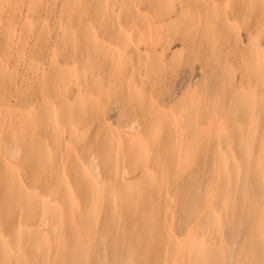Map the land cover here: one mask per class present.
<instances>
[{
    "label": "bare ground",
    "instance_id": "6f19581e",
    "mask_svg": "<svg viewBox=\"0 0 264 264\" xmlns=\"http://www.w3.org/2000/svg\"><path fill=\"white\" fill-rule=\"evenodd\" d=\"M131 1L83 0L80 11L75 15L81 18L85 14L94 13L102 17L111 18L115 13H120V15L124 16H128L131 13L127 17L130 18L129 21L131 22L127 21L124 16L123 18L119 16L123 22H121L122 26H120L121 24H113L114 28H112V24H109L107 27L108 30H113V32L111 31L114 39L112 43H115L114 46H120L119 49L122 50L124 45L119 44L123 38H130L131 42L133 33L136 32L137 37H141L142 39L143 35L141 36L140 30L137 29L140 25L137 23L140 22L136 23L137 17L141 14L136 13L140 6H144L145 9L147 8L149 14H152L146 13L147 16L144 14L146 17L142 14L141 17L139 16L140 19L142 18L139 20L144 21L143 25H146L145 28L149 30H146V32L151 34L154 31V27L158 24L152 22L148 24L147 20L149 16H153L154 12L157 15L158 11L162 13L165 11L163 10V7H165L163 5L166 4L167 6V3L174 1L173 4H169L170 7H168L169 5L166 7V10H171L173 7L174 10L172 9L173 12H171L174 13L175 11L177 13L176 17H178L174 18L176 22L186 21L191 23V20L193 21L194 18V22L197 21L198 23H196L197 30L203 31V39L201 41H203L205 46L206 44H211L215 29L218 31L227 23H231L232 27L234 23L235 26L237 24L235 19H232L235 18V15L230 18L232 13L230 16L225 17L229 13L224 14V12H221V9H218L222 16L220 14L216 15L219 5L215 6V3H217L215 0H170L171 2L169 0H151L150 3H146V0L142 2L139 0L140 3L136 1L140 4L137 10H135L136 2ZM13 2L14 0H0V264H85L90 256L96 253L95 236L98 231L107 240L113 233L114 224L118 225V229L126 230L134 226L133 224L137 223L135 221L138 218H141V229L131 228L132 239L138 243L145 231H152L151 236L153 237L154 235L156 237L157 252L169 250V243L177 244L179 242L178 234H185L192 229V226L195 228L200 224L204 225L206 229L203 231V235L199 236L201 246L193 253L190 251L189 256L191 259L186 264H198V261L203 258L217 261L219 247L217 241L223 236L222 231L225 222H235L237 226L236 230H238V227L248 219H252L253 221L250 225L249 237L254 239L258 245L254 246L253 251L247 255V260L258 257L260 253L264 254V52L262 48L258 44L255 45L256 47L253 44L251 45V54L247 57V60L250 58L248 63H251L252 67H250L251 69L253 68V71L250 70L249 73L251 75L242 81V85L248 81L251 84H256L253 98L240 97L239 99L234 98L230 101V106L238 113L241 119L249 121L252 127L254 125L262 127L254 128V135L249 134L251 132L248 134L242 133L245 129L250 128H244L240 125L239 127H226L222 129L223 127L219 124L220 118L218 113L227 107L229 103L219 98L211 108L207 127L206 123L203 122L192 123L191 117L179 120L182 125L174 132L175 134L173 132L172 134H168L167 130L164 131V129L158 126L160 130H158L159 133L156 135L157 140L158 138L160 139L161 142H158L161 145L164 143L165 146L170 144L172 155L177 154L175 152L177 148L184 149V151L180 152L181 154L183 152L193 153L197 150L198 145L207 141L211 134H214L217 141V162L219 164L215 177L211 179L205 176L191 179H172L174 171L184 165L180 159L176 160L175 158V160L157 161L159 170L156 165V170L148 171L147 166H144L145 164L147 165L148 161L144 158L148 156V159L152 156L151 153L156 144L152 143L153 141L144 142L139 140V142L130 148H123L121 142L115 137L103 140L104 157L102 159L104 161H102V164H96L94 161L91 162L90 166H92L93 171L91 174L86 175L82 173L81 169H83L91 154L85 156L82 153H73L69 147V141L82 138L80 129L74 127L51 128L53 126L59 127L61 124L64 126L75 124V117L70 115L72 113H61L56 123L43 117L42 125L46 128L28 129L17 127L13 117L6 113V111L15 106L7 96L17 84V65L19 59L28 62L29 67L33 70V74L26 76L24 80L26 81L36 76V69L42 65L44 58H47L44 57V53L47 50L48 42L44 35L50 29L51 22L49 10L46 12L48 13L47 15H44L41 10L44 8L48 9L49 5L58 2L59 21H62L68 10L67 0H26L25 10L15 9ZM240 2L236 1L238 5L241 4L242 10L247 9L248 5H251L254 7L251 11L255 10L253 12H256V14L264 15V0H242V3ZM233 4H235V0ZM234 6L231 5L233 9H235ZM212 7H216V9L214 8L215 11ZM210 8L213 10L212 14H215L218 18L214 16L216 19L213 18L209 22L206 20L207 22L203 23L205 18H201L202 20H200V17H203V13L202 15L200 14L201 16L197 13L201 9L206 13V9L210 10ZM241 8H239V13H241ZM140 9L142 11V8ZM246 12L247 10L244 15ZM134 14L138 16L132 19L133 22L136 19L133 26L131 25L134 24L131 16ZM142 16H144V20ZM194 16L198 17L195 18ZM205 17L207 16L205 15ZM198 18L201 22H199ZM207 18L209 19V16ZM260 18H263V16ZM123 19L127 21L128 25H126L127 23ZM152 19L154 20L155 16L151 17V19L149 18V21H152ZM251 20L253 22V19ZM59 21L56 24L59 29L55 30L54 38V46L56 48L68 42L72 32L83 27L82 23H77L75 27L67 28ZM145 21L148 24V28ZM176 22L173 24L176 25ZM229 24L227 26H230ZM129 25L130 28L132 26V28H135L136 26L135 29L138 31L132 29L131 33L129 31L126 32L124 29H127ZM143 25L141 23L139 27L144 29ZM85 28L93 33L92 40L95 39L96 44L102 46L103 44L96 37L94 30L91 27ZM260 31V37L261 35L264 37V31ZM137 33H139L140 37ZM35 34L37 38L35 39V44H33L28 38ZM159 35V38L156 37V39H161L160 42L163 41L164 43L163 45L161 42V48L165 47L168 39H172L168 37L164 41ZM134 37H136L135 34ZM136 40L132 42L135 41L136 43ZM183 40L184 45L187 47L193 43V39L191 38ZM95 42L94 44L93 42L89 44L97 46ZM14 43L17 44V49L13 47ZM74 43L73 46H69L70 48L73 47L72 50H69L70 55L68 51H66V53L68 52L67 55L64 54V51L59 53L53 47V53H51L50 57L48 56L51 62L52 74L40 79L43 87H41L42 92L39 93L45 99L43 102L44 106L49 107L55 98H58L61 103L66 102V95L70 91H72V97L75 95L74 99L80 100L81 96H84L81 94L83 89L80 86L75 93L72 88L65 86L64 83L67 76L75 69L82 68L84 71H88L87 74L92 70V73H94V69H98L96 66H93L96 68L92 70L89 68L90 71L88 70L89 65H84L86 60L84 62V58L81 56L84 48L82 49V46ZM145 45L147 48L143 51L147 50V54H145L147 59L149 57L152 60L156 59L155 57L159 56V53L162 51L159 52L160 48L156 51L158 55L155 54V56L153 47H150V44V46L148 44ZM167 45L166 49L162 48L163 51L171 47V43L168 42ZM222 45H218L221 47L219 48L221 49L219 50L220 53L223 52L222 47L225 48L224 44ZM132 46L134 48L138 47L131 44V48L129 46L130 50H128L127 46L126 48L128 49L123 52L121 50L120 53L115 48L116 51L112 50L113 52L108 59L113 57L119 59L120 56H124L123 58L127 59L129 56L130 58L127 60L129 61L128 65L131 64L129 73L132 75H129L132 79L129 78V75L128 78L132 80L130 83L136 84L140 72L144 68L143 64L146 58L144 53L146 52L142 51L141 54L140 52H135L133 54ZM127 51L131 53L129 54ZM124 53L129 54L127 58L123 55ZM63 54L68 57H64V59L62 57ZM140 55L141 58H139ZM143 56L144 59L142 58ZM161 58L159 57L157 60H161ZM124 59L120 62L127 64V61ZM110 60H108L109 63H113V60H111L112 62ZM158 62L164 67V62ZM151 65L155 64H150L149 66ZM141 67L143 68L141 69ZM156 67L155 65L154 68ZM100 69L98 78L104 76L101 74L104 70L101 69L100 71ZM150 69H147V73L152 72L153 68ZM95 77L96 75L94 79ZM53 89L58 93L57 96L53 95ZM102 94L104 95V93ZM89 97L92 96L88 95V99ZM155 115L157 116V114ZM142 126L144 125L142 124ZM130 127L129 129L131 130H139L135 128L136 126L134 128L133 126ZM148 127L145 125L142 129H148ZM100 129L97 128V130L91 132L96 133ZM184 129H187V131H184ZM181 134H184L185 138ZM157 140L155 143H157ZM247 146L249 149L252 146L257 149L256 156L251 160L247 158L248 155L246 156L247 152H245L236 165L229 168L233 164L232 160L227 158L231 150H242ZM54 147L63 149L61 156L59 159L56 158V160L47 163L43 156L51 154ZM32 151L40 154V160L37 165H28L26 171H30L25 172L22 167L18 166L19 160L23 159L27 152ZM111 152L117 154L116 161H118V164L124 162L127 165L123 168H113L114 163L111 160L113 158ZM131 168L145 170L144 178L134 184L128 183L129 170ZM44 170L49 171V176L41 179L38 173ZM26 173H30L31 176L27 177ZM150 174H154V176L150 177ZM195 185H197V189ZM246 205H249L248 210L245 207ZM180 206L184 211L183 218L187 222H193L188 226L185 224L177 226L176 223H167L166 219H164L165 212L175 211ZM196 207H198L199 212L192 218V211ZM178 230H181V233H178ZM184 251L186 250L181 248L178 252H171L176 255Z\"/></svg>",
    "mask_w": 264,
    "mask_h": 264
},
{
    "label": "rangeland",
    "instance_id": "374dc122",
    "mask_svg": "<svg viewBox=\"0 0 264 264\" xmlns=\"http://www.w3.org/2000/svg\"><path fill=\"white\" fill-rule=\"evenodd\" d=\"M136 1L139 2V0H132L131 2ZM142 1L143 0H141L140 2ZM146 1V3H150L151 0ZM171 1L169 0V2ZM215 1L218 3H215V6L217 7L219 5L216 10V15L218 16L221 12H224V14L229 13L225 16L227 17L232 13V16H230V18L235 15V18L232 19H235L237 24L235 26L234 23V26L232 27L231 23H227L230 26L224 24L225 27L224 25L223 27L221 26L222 28L220 30L217 31V29H215L216 31H214L215 33L212 37L211 44H206V46L203 44V41H201L203 39V31L201 30L200 32L197 30L196 25L198 23L197 21L194 22V18L193 21L191 20V23H188L186 21L176 22L174 18L176 17L177 13L175 11L174 13H172L174 10L173 7L171 6V10H166V7L171 3L173 4L174 1H172L171 3H167V6L166 4L163 5L165 7L162 6L163 10H165L166 12L162 10L163 12L160 13L161 11H158L157 15L155 12H152L153 16H155V21L153 19L152 21H149V18L151 19V17H153L149 16L147 20L148 24L151 22L158 24L157 26L155 25L156 27H154L153 29V35L152 33L149 34L148 32H146V30H149L145 28L146 25H143L144 21H140L142 19H140L141 14H149L147 8L145 9L144 6H140V4L136 2L135 4L137 5L135 10H137V7L140 6V8H142V11L139 8L140 10L138 9L136 13H141L139 15L140 17L137 14H134L133 16H131V20L134 19L135 16L139 17H137V21L136 19L135 21L136 23L139 21L140 23L137 24L140 25L142 23L144 29H141L139 27L140 25L137 29L140 30V35L143 36L141 39L139 35L140 32L137 33L140 38L137 37L136 32L133 33L134 39L131 38V42L133 40H136L137 37L136 43L135 41L131 43L129 40L130 38H123L119 44L122 46L124 45L123 50L119 49L120 46L118 45L114 46L115 43H112L114 41L112 33L113 30H108L107 27L109 24H112V28H114L113 24L120 25L122 22L120 17L123 18L124 15L115 13L110 18L102 17L94 13H88L89 15L85 14L81 18H78L75 14L80 11L83 0H67L68 10L64 15L63 20L59 21V3L56 2L52 5H49L48 9L44 8L41 10L44 15H47L48 13L46 12L49 10L51 22L50 29L44 35L48 42L44 57H47L48 60H46L47 58H44L42 65L38 69H36V76L33 78L34 80L29 79L24 81L26 79V76L33 74V70L29 67L28 62H24L23 60L19 59L17 65V84L16 87L13 88V90L7 96L8 99H10L11 102L15 104V106L12 109L6 111V113L13 117L17 127L25 129L46 128L44 125H42L43 117L53 121V123H56V121L60 118L61 113H72L70 115H73L75 117V124L70 126H64L61 124L62 126H53L51 128L74 127L80 129L82 138L80 137L73 141H69V147L73 151V153H82L85 156L91 154L90 157L88 156L89 160L85 163L83 169H81L82 173L86 175L91 174L93 171L92 166H90L91 162L94 161L96 164H102V161H104L102 159L104 157L103 140L115 137L121 142L123 148H130L131 146L139 142V140L144 142L153 141L152 143L156 144L153 152L151 153L152 156L148 158L149 160L147 159L148 156L144 158L148 161L147 165H144L147 166L148 171L156 170V165L158 166L157 169L159 170L157 161L172 160L175 158L176 160L180 159L184 163V165L178 167V169L174 171V173L172 174V179H191L199 178L202 176L211 179L215 177L217 175V168L219 167V164L217 162V141L214 137V134H211L210 138L207 141L198 145L195 152H183L181 154L180 152L184 151V149L177 148L175 151L177 154L175 155H172L170 144H167L165 146L164 143L163 145H161L160 139L158 138L157 140L156 137V135L159 133L158 130H160L158 129V126L159 128L164 129V131L167 130L168 134H172V132L173 134H175L174 132H176L178 127L180 128V126L182 125L180 121L183 118L191 117L192 123L203 122L206 123L207 127L211 108L213 105H215V102L218 98L229 103L227 107L223 108L220 113H218L220 118L219 124L223 127L222 129H225L226 127H239L240 125L244 128H250L245 129L242 133L248 134L249 132H251L249 134L254 135V128H262L261 126L255 125L252 127L250 126L249 121L241 119L238 113L233 110L232 106H230V101H232L234 98L239 99L240 97L251 99L255 94L256 84H251L250 81H248L246 84L242 85V81L248 78L249 75H251L249 72L253 69H251V63H248V60L250 58L247 60V57H249L251 54V45L253 44L255 46L256 44H258L264 52V37H262V35L260 37L259 35V30L264 31V15H262L263 18H260L262 17L261 15L253 12L255 10L251 11L254 8L251 5H248L247 9L243 6L247 10L246 14L244 15L246 10H242V6H240L241 4L238 5V3H236V1H241L240 3H242V0H235V4H233L234 0H232L231 2L230 0ZM231 5H235V9H233ZM13 6L17 10H25L26 0H14ZM168 7H170V5ZM216 7H212V9H216ZM239 8H241V13H239ZM212 9H206V13H204L202 11L203 9H201L199 13H197L199 15H202L203 13V17H200V20L205 18V20H203V23L206 20H208L209 22V20H213V18L216 17L215 14H212ZM218 9H221V12ZM143 10L147 12L144 13ZM207 13L209 14L207 15ZM253 13H255V15H253ZM129 14L131 15V13ZM204 14L207 17L209 16V19L205 17ZM128 16H124L127 21H129L130 19L127 18ZM144 16H142L143 20ZM220 16H222V14H220ZM194 17L197 18L198 16ZM237 18H239V21L237 20ZM251 19H253V22ZM200 20L199 22H201ZM58 21L63 23L64 27L67 28H72V26L75 27L77 23H82L83 27L79 28L75 32H72L69 36L68 42L63 43L61 46H57L56 48L54 46V38L55 30L59 29V27L56 26ZM123 21L125 20L123 19ZM127 21H125V23H127ZM173 21H175L177 24L174 25L175 22ZM147 23L145 21V24ZM126 25H128V23ZM131 25L134 26L135 23ZM120 26H122V24ZM85 27H91L94 30L96 37L99 39V41L102 42V46H99L100 44L97 45L94 41L95 39L92 40L93 33ZM132 27L130 28L129 25L127 26V29L124 30H126V32H130L132 31V29L134 31L137 30L135 29L136 26L135 28ZM150 28L152 29V27ZM134 34L136 37H134ZM157 34H160L159 36L162 37L164 41H166L168 37L172 38L170 39L172 41H170L169 39L166 41L167 44L168 42L171 43V49L169 48L163 51V49H166V46L168 45L165 43V47H162V49L161 42L163 43V41L160 42L161 39H156V37L159 38ZM36 36L37 35L35 34L32 37H29V41L35 44V39L37 38ZM187 38L193 39V43H191L188 47L184 45L185 43L183 40ZM250 38L251 40H249ZM124 39H126L127 41ZM91 42H93V44L95 42L97 46L93 44L90 45ZM73 43H77L79 46H82V49L84 48L81 52V56L82 58H84V62L86 60L84 65L87 64L91 66H88V70L89 68H91L90 70H92L96 67L98 69H94V73H92V70L88 74V71L86 72L82 68V70L75 69L69 74V76H67L66 82L64 83L65 86H69L74 92L77 91V89L81 86V88L83 89L82 92L84 93L83 94L81 92V94L84 95L81 96L82 100L74 99L75 95L74 97H72V91H70V93L66 95L67 97L65 96L66 102L61 103L58 98H55L53 99L54 101L49 107L44 106L43 102L45 101V99L39 93L42 92L41 87H43L41 85L40 79L52 74L51 62L49 61V57L51 56V53H53L52 48L54 47L59 53L64 51L65 53H63L66 55L69 52L68 54L70 55L71 53L69 50H72L73 47H70L73 46ZM131 44L139 47L138 49V47L134 48V46H132L133 54L135 52H140L141 54V52L145 50V48H147L145 44H150L151 46H149L153 47L155 51L154 55H158V52L156 53V51H158L160 48L161 49L159 50V52L162 50L161 53H159V56L155 55L156 59L153 60L150 59V57L147 59V56L145 55L147 54V50L143 51L146 52L144 53V55L146 56L143 64L144 68L141 67V69H143L141 70L142 72H140V76L138 78V80L140 79L139 82H141L139 83L138 80H135L137 82L136 84L130 83V81L132 82V80H129V78L132 79V77H130V75L132 74L129 73L131 64L128 65L129 61L127 59L130 58L128 55L131 52L129 53V51H127L129 53L128 55L125 53L123 54L126 56V58L128 56L127 59H124V56H120L119 59H116L114 57L110 58L111 60H113V63L111 64L108 61L110 60L108 58L110 57L112 52L116 51L115 48L118 49L120 53L121 50L123 52L128 49L129 46L131 48ZM222 44H224L225 48L222 47L223 52L220 53L219 50L221 49L219 48L221 47H219L218 45ZM225 45L227 46V48ZM16 46L17 44L14 43L13 47L15 48ZM127 46L128 48H126ZM66 48H68V50H66ZM130 48L128 50H130ZM136 49H138V51H136ZM66 51L68 52L66 53ZM64 54L62 56L63 58L68 57ZM159 57H162V61L157 60L159 59ZM136 58L138 57L136 56ZM139 58H141V55ZM142 58L144 59V56ZM122 59L126 60L127 64H124V62L121 63ZM158 61L164 62V67H162V65ZM150 64H155L157 67L154 68L155 65L149 66ZM151 67L153 68V70H151ZM100 68L104 70V72H101V74L104 76L98 78ZM147 69H150L152 72L147 73ZM96 70L98 73L96 72ZM130 70L131 72H133L132 69ZM94 74L96 75L95 79ZM73 88H75L76 90ZM53 92V95H58V93L54 91V89ZM101 92L104 93V95H107L104 96ZM88 95L95 97H89L88 99ZM190 106L191 108H189ZM155 114H157V116ZM104 121L106 122L104 123ZM142 124L144 126H142ZM145 125L149 126L148 129H142V127H145ZM130 126H133V128L136 126L135 128H138L139 130H131L129 129L131 128ZM155 126H157V128H155ZM97 128L101 129L96 133L91 132L97 130ZM184 131H187V129H184ZM181 135L183 136V138H185L184 134ZM156 140L157 143H155ZM62 150L63 149L61 148L54 147L51 154H45L43 157L45 158L47 163H50V161L56 160V158L59 159ZM245 152H247V158H250L252 160L256 156L257 149L253 146L249 149V147L247 146L242 150H231V153L227 156V158L229 160H232L233 164L229 168L234 167L237 161L244 155ZM111 153V156L113 155V158L111 159L114 163L113 168H123L125 165H127L124 162L118 164V161H116L117 154H115L114 152ZM110 157H108V159H110ZM39 160L40 154L33 151L27 152L25 154V157L19 160L18 166L22 167L25 172H29L30 170L26 171L28 165H37ZM233 174L235 173L233 172ZM26 176L30 177L31 174L26 173ZM38 176L41 179L46 178L47 176H49V171H41L38 173ZM144 176L145 170L141 168H131L129 170L128 183H137L140 179L144 178ZM153 176L154 174H150V177ZM195 187L197 189V185H195ZM245 207L248 210L249 205H246ZM198 212L199 209L198 207H196L192 211V218L195 217ZM183 216L184 211L180 206L175 211L165 212L164 219H166L165 221H167V223H176L177 226H183V224L188 226L190 223H193L187 222L183 218ZM135 222L137 223H134V226H132L131 228L134 227L137 229H141V218H138ZM252 223V219H248L238 227V230H236L237 226L235 222H225L222 231L223 236L217 241V244L219 246L217 251V261H213L210 258H203L198 261V264L264 263V254L262 253H260L258 257L247 260V255L253 251L254 246L258 245L254 239L249 237V229ZM131 228L122 230L118 229V225L114 224L113 233L107 240H105L103 234L98 231L95 236L96 253L90 256L85 264H186V262L191 259V257L189 256L190 251L193 253L198 250V247L201 246L199 242V236L203 235V231L206 229V227L202 224L196 226L195 228L194 226H192V229L185 234H178L179 242L177 244L169 243V250H162L160 252H157L156 237L154 235L153 237L151 236L152 231H145L142 234V239L137 243L132 239ZM123 232L127 233L124 234ZM177 232L181 233V230H178ZM181 248L185 249L186 251H184L183 253L179 252L176 255L172 254V252L174 253V251H180Z\"/></svg>",
    "mask_w": 264,
    "mask_h": 264
}]
</instances>
